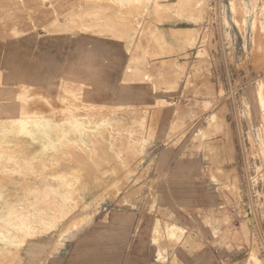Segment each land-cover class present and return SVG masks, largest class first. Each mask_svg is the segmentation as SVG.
Here are the masks:
<instances>
[{"label": "rangeland", "instance_id": "rangeland-1", "mask_svg": "<svg viewBox=\"0 0 264 264\" xmlns=\"http://www.w3.org/2000/svg\"><path fill=\"white\" fill-rule=\"evenodd\" d=\"M263 85L264 0H0V264H264Z\"/></svg>", "mask_w": 264, "mask_h": 264}, {"label": "crops", "instance_id": "crops-1", "mask_svg": "<svg viewBox=\"0 0 264 264\" xmlns=\"http://www.w3.org/2000/svg\"><path fill=\"white\" fill-rule=\"evenodd\" d=\"M134 234L135 226L130 223L83 233L68 244L65 256L55 264H145L142 255L135 253V244H130Z\"/></svg>", "mask_w": 264, "mask_h": 264}, {"label": "bare ground", "instance_id": "bare-ground-1", "mask_svg": "<svg viewBox=\"0 0 264 264\" xmlns=\"http://www.w3.org/2000/svg\"><path fill=\"white\" fill-rule=\"evenodd\" d=\"M259 26H260V25H259ZM259 26H258V27H259ZM262 82H263V80H262ZM259 84H260V83H259ZM258 86H259V85H258ZM263 86H264V85H263ZM263 86H262V87H263ZM263 88H264V87H263ZM259 89H261V88H259ZM262 95H263V94H262ZM262 97H263V96H262ZM262 101H263V100H262ZM263 107H264V106H263ZM219 147H220V146H219Z\"/></svg>", "mask_w": 264, "mask_h": 264}]
</instances>
